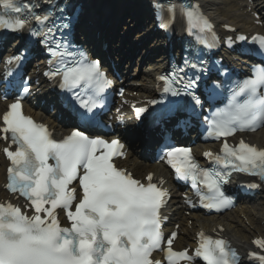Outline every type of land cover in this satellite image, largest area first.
<instances>
[{
  "label": "snow or ice",
  "instance_id": "6c2138e0",
  "mask_svg": "<svg viewBox=\"0 0 264 264\" xmlns=\"http://www.w3.org/2000/svg\"><path fill=\"white\" fill-rule=\"evenodd\" d=\"M22 8L16 0H0V29L23 31L40 38L49 53L54 57L55 71L45 73L50 77L60 78V88L72 93L71 100L83 111L74 114L87 124L93 119V110L97 108L99 94L110 86L112 81L101 70L99 60H89L82 52H70L60 42H55L54 33L58 29L47 27L52 13H29L27 17L8 15L19 14ZM158 16L163 6L157 5ZM179 11L181 17L192 28L201 32H211L212 25L200 12L199 6L168 5L169 18L162 21L160 27L167 29L175 20ZM40 26L32 28L29 20ZM67 28V24L60 25ZM227 27V26H226ZM214 36V33H213ZM244 40V36L237 37ZM264 54V37L254 38ZM197 43L205 47L214 46L212 42L197 36ZM21 56L9 57L5 63L19 61ZM191 70L193 76L186 77ZM205 62L184 59L182 66L173 67L172 71L158 79L163 82V92L172 96L189 97L194 107H202V101L195 94L201 76L207 74ZM91 95L84 98L85 91ZM214 88L215 85L213 84ZM208 88V85H206ZM264 66L253 67L252 75L237 85L236 91L229 98L230 111L217 110L213 118L207 120L208 137H228L237 130H254L264 126ZM29 89L23 88V93ZM243 95V103H234L235 97ZM156 104L157 101H150ZM145 109H137L138 114ZM3 124L0 134L9 142L3 149L10 165L7 168L6 189L24 197L30 202L27 206L33 211L27 215L19 206L10 202L0 204V264H160L150 257L153 250L160 248L162 233L159 209L165 203L167 191L152 183V174L146 177L148 183H141L124 169L113 163V158L122 156L124 145L118 138L111 141L101 137H91L79 127L62 140L51 138L47 126L35 122L22 112L21 98L8 105V110L0 117ZM15 145V150H10ZM221 153H204L216 163L232 165L236 171L258 176L264 182V148L246 143L243 139L231 146L225 142ZM164 157L174 169L178 179H191L194 184L198 176H203V183L216 192L213 202L205 207L220 209L230 205L231 199L220 190L219 181L227 182L220 172L213 173L209 168H201L186 147H166ZM49 160L55 163H49ZM238 162V163H235ZM83 169V174L79 170ZM79 180L82 190L79 202L76 189L68 186ZM163 183V181H161ZM251 184L250 187H259ZM62 210L70 227H62L58 211ZM175 233H173V237ZM195 256L188 250L173 251L167 249L169 264H176L177 259L194 260L202 258L206 264H234L239 257L223 238L212 239L204 233ZM172 238L168 240L171 245ZM254 244L264 247V239H256ZM256 256V253H250ZM231 257V259H230ZM264 262V256L258 257Z\"/></svg>",
  "mask_w": 264,
  "mask_h": 264
},
{
  "label": "bare ground",
  "instance_id": "6f19581e",
  "mask_svg": "<svg viewBox=\"0 0 264 264\" xmlns=\"http://www.w3.org/2000/svg\"><path fill=\"white\" fill-rule=\"evenodd\" d=\"M103 2L106 0H102ZM205 7L206 10L209 12L210 16L215 19L216 23H231L232 25L236 26L238 30L241 31H247L252 28V22L253 19L251 18L250 14L247 12V6H249L246 3V0H201ZM258 0L254 1L253 6L255 7L256 11H260L261 13V19L264 20V14L263 10L260 4H257ZM257 2V3H255ZM103 4V3H102ZM88 14L89 12L94 11L93 7V0H88ZM252 5V4H251ZM96 8V7H95ZM95 12V11H94ZM98 18L97 13L93 15V22ZM91 22L90 24V29H100L102 22L98 21L96 22ZM137 26V24L135 25ZM134 26V27H135ZM133 27V29H134ZM91 31V30H90ZM129 29L127 30V32ZM126 34V32H124ZM141 38L142 35L136 36L134 39L135 44L141 43ZM152 48L148 47L147 50H144L145 53L150 51ZM144 53V52H143ZM142 53V54H143ZM124 57L126 55L124 54ZM117 59V58H116ZM118 60V59H117ZM138 76L140 79H148L150 77V74L144 73V72H139ZM39 114H37L38 116ZM47 121L51 122L53 125V118L52 115L46 114ZM260 142L263 143L264 146V136L260 140ZM130 154L132 155L130 160L132 161V166L137 165V160H138V153L135 151V148H132ZM137 159V160H136ZM4 166L5 163L2 161V158L0 156V194H2V183L4 181ZM154 170L155 167H153ZM241 213L238 215L236 212L234 214V217L224 219V226L226 227L227 232L229 235L237 242V246L244 241L248 242L250 237L254 235H262L264 236V201H260L257 203L256 206L252 205H243L239 209ZM209 221L212 219H208ZM197 225H199L198 219H196L193 223V228H195ZM214 225V224H212ZM223 225V224H222ZM226 233V235H228Z\"/></svg>",
  "mask_w": 264,
  "mask_h": 264
},
{
  "label": "rangeland",
  "instance_id": "374dc122",
  "mask_svg": "<svg viewBox=\"0 0 264 264\" xmlns=\"http://www.w3.org/2000/svg\"><path fill=\"white\" fill-rule=\"evenodd\" d=\"M112 7H113V6H112ZM112 7H111V8H112Z\"/></svg>",
  "mask_w": 264,
  "mask_h": 264
}]
</instances>
